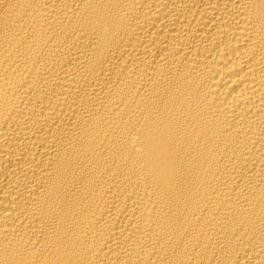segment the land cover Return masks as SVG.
I'll return each instance as SVG.
<instances>
[{
	"label": "bare ground",
	"instance_id": "1",
	"mask_svg": "<svg viewBox=\"0 0 264 264\" xmlns=\"http://www.w3.org/2000/svg\"><path fill=\"white\" fill-rule=\"evenodd\" d=\"M0 264H264V0H0Z\"/></svg>",
	"mask_w": 264,
	"mask_h": 264
}]
</instances>
